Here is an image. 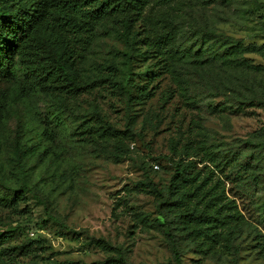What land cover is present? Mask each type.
I'll return each instance as SVG.
<instances>
[{
  "label": "rangeland",
  "instance_id": "rangeland-1",
  "mask_svg": "<svg viewBox=\"0 0 264 264\" xmlns=\"http://www.w3.org/2000/svg\"><path fill=\"white\" fill-rule=\"evenodd\" d=\"M111 23L64 35L85 90L40 89L16 71L0 127L5 258L103 261L115 255L93 241L103 238L130 264L167 262L172 220L183 264H264V0H147L129 121ZM227 41L236 60L220 59ZM178 160L188 178L160 209Z\"/></svg>",
  "mask_w": 264,
  "mask_h": 264
},
{
  "label": "trees",
  "instance_id": "trees-1",
  "mask_svg": "<svg viewBox=\"0 0 264 264\" xmlns=\"http://www.w3.org/2000/svg\"><path fill=\"white\" fill-rule=\"evenodd\" d=\"M146 1L0 0V127L6 122L7 115L12 110L11 103L17 92L15 84L17 69H21L34 83L33 85L40 89L52 83H63L65 85L63 88L72 93H79L90 86L87 80L81 78L76 62L71 56V44L69 45L64 39V35L68 33L73 39L72 42L81 41L84 34L92 35L96 25L108 20H111V25L120 29L119 33L124 44V50L121 51L123 60L120 67L116 68L115 83L125 97L129 121L131 119L129 109L133 104L137 75L133 66L138 57L146 53L140 50L142 38H139L134 27L137 15ZM215 37L218 38V36ZM224 44L230 45L227 47L229 53L220 54V59L227 62L236 60L237 57L232 58L235 52L234 44L231 41ZM201 58L202 56L198 59ZM42 134L51 135L45 129L42 130ZM15 149L19 154L22 153L18 141H16ZM175 166L176 172L168 187L169 194L161 198L160 209L176 201L172 200V196L176 193L178 185L188 178L186 176L188 162L185 164L182 160H178ZM142 184L157 190L151 179L144 180ZM171 223H173L172 220L162 225L172 251V260L153 264H183L181 245ZM8 240V235L0 232V264H16L5 258L11 257L7 246ZM93 241L104 248L112 249L115 255L103 261L95 260L84 264H130L120 247L112 246L103 238ZM32 264L39 263L32 262ZM50 264H75V262L53 260Z\"/></svg>",
  "mask_w": 264,
  "mask_h": 264
}]
</instances>
